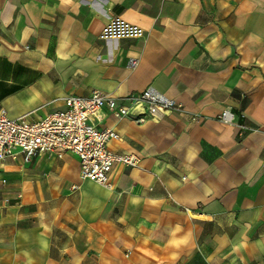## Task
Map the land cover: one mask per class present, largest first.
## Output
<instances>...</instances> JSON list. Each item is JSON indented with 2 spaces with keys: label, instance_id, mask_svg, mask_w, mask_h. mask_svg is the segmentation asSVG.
Instances as JSON below:
<instances>
[{
  "label": "crops",
  "instance_id": "obj_1",
  "mask_svg": "<svg viewBox=\"0 0 264 264\" xmlns=\"http://www.w3.org/2000/svg\"><path fill=\"white\" fill-rule=\"evenodd\" d=\"M111 19L145 36L101 39ZM151 86L183 112L108 116L140 163L107 185L71 153L0 162V264H264V0H0L10 119Z\"/></svg>",
  "mask_w": 264,
  "mask_h": 264
},
{
  "label": "built area",
  "instance_id": "obj_2",
  "mask_svg": "<svg viewBox=\"0 0 264 264\" xmlns=\"http://www.w3.org/2000/svg\"><path fill=\"white\" fill-rule=\"evenodd\" d=\"M145 31L119 19H111L101 33V39H141ZM137 60H130L134 68ZM174 112H183L180 103L171 100L154 87L125 98L94 91L88 97L69 96L65 107L42 118L23 115L10 119L0 107V162L22 155L30 162L39 155L62 158L71 153L79 159L82 181L107 185L118 165L137 167L140 158L135 154L118 153L113 145L121 140L115 128L104 126L109 116L117 122L134 119L136 123L160 122ZM219 120L234 125V117L224 110ZM192 121L203 119L194 115Z\"/></svg>",
  "mask_w": 264,
  "mask_h": 264
}]
</instances>
